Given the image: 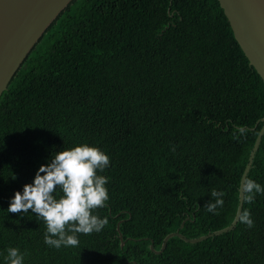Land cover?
<instances>
[{
  "label": "trees",
  "instance_id": "1",
  "mask_svg": "<svg viewBox=\"0 0 264 264\" xmlns=\"http://www.w3.org/2000/svg\"><path fill=\"white\" fill-rule=\"evenodd\" d=\"M263 119L264 82L218 0H74L0 97V264L10 247L23 264H264V194L244 199L254 227L156 253L170 234L232 224ZM85 143L110 157L97 173L109 200L93 212L109 223L57 250L43 219L7 209L41 165ZM246 179L264 187V135ZM213 190L219 214L204 207Z\"/></svg>",
  "mask_w": 264,
  "mask_h": 264
},
{
  "label": "clouds",
  "instance_id": "2",
  "mask_svg": "<svg viewBox=\"0 0 264 264\" xmlns=\"http://www.w3.org/2000/svg\"><path fill=\"white\" fill-rule=\"evenodd\" d=\"M244 133L243 127L238 129ZM173 152L175 147H173ZM110 165V157L101 149L88 144L62 150L52 156L48 164L41 165L34 182L26 184L23 192L17 191L10 201L8 213L27 214L29 210L46 224L44 242L49 247H77L78 234L89 235L101 232L108 225V218H99L93 212L106 206L109 200L106 184L109 178L98 175ZM43 173V175H42ZM244 199L251 203L256 194H264V187L252 179L242 183ZM62 195L57 199L54 193ZM224 193L213 190L204 207L208 212L219 214L223 207ZM239 221L248 228L254 227L251 212L244 210ZM7 264H23L24 254L17 247L7 249Z\"/></svg>",
  "mask_w": 264,
  "mask_h": 264
},
{
  "label": "water",
  "instance_id": "3",
  "mask_svg": "<svg viewBox=\"0 0 264 264\" xmlns=\"http://www.w3.org/2000/svg\"><path fill=\"white\" fill-rule=\"evenodd\" d=\"M73 1L0 0V97L46 31ZM218 2L249 64L264 82V0H218ZM263 135L264 124L241 178L239 205L232 224L223 230L192 240L178 232L170 234L164 239L161 251L156 253L163 252L172 237L195 244L235 229L244 203L241 186L251 169ZM120 238L122 240V236ZM124 244L122 241V246ZM151 250L155 252L153 246Z\"/></svg>",
  "mask_w": 264,
  "mask_h": 264
}]
</instances>
